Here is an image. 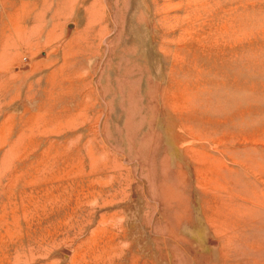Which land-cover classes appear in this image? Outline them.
<instances>
[{
    "label": "rangeland",
    "instance_id": "374dc122",
    "mask_svg": "<svg viewBox=\"0 0 264 264\" xmlns=\"http://www.w3.org/2000/svg\"><path fill=\"white\" fill-rule=\"evenodd\" d=\"M0 264H264V0H0Z\"/></svg>",
    "mask_w": 264,
    "mask_h": 264
}]
</instances>
